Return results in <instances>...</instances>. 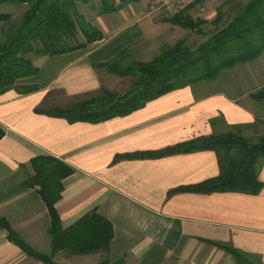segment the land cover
I'll use <instances>...</instances> for the list:
<instances>
[{"label": "crops", "instance_id": "1", "mask_svg": "<svg viewBox=\"0 0 264 264\" xmlns=\"http://www.w3.org/2000/svg\"><path fill=\"white\" fill-rule=\"evenodd\" d=\"M99 3L90 18L84 16L102 38L64 53L32 54L38 71L16 82L34 88L0 93V215L28 245L50 253L47 209L22 181L31 173L34 156L52 155L73 168L62 179L55 203L61 225L73 224L96 207L113 229L107 251L58 250L54 262L95 264L108 258L112 264H241L225 245L264 264V160L255 165L262 182L258 192L204 193L178 188L218 175L213 150L126 156L199 136L241 132L257 117L260 101L205 90L203 85L212 79L162 93L135 110L98 122L68 121L44 112L68 106L101 85L123 91L128 85L124 76L94 64L125 48L133 50L135 59L145 56L157 48L164 31L176 27L157 16L149 0H127L108 10L111 0ZM254 82L260 87L264 79ZM0 264L46 263L26 254L0 228Z\"/></svg>", "mask_w": 264, "mask_h": 264}, {"label": "trees", "instance_id": "2", "mask_svg": "<svg viewBox=\"0 0 264 264\" xmlns=\"http://www.w3.org/2000/svg\"><path fill=\"white\" fill-rule=\"evenodd\" d=\"M78 1L89 0H0L27 4L17 22L12 20L10 13L0 11V93L12 88L18 92L34 88L31 85L19 86L16 82L38 71L28 54L64 53L102 38L101 31L78 11ZM202 2L193 0L164 19L182 28H193L203 20L195 21L189 11ZM114 7L111 2L105 10ZM211 23L219 27L203 42L191 47L185 40L179 39L172 45L162 47L149 61L135 59L132 49H122L113 58L96 63L94 67L118 76L131 77L123 91L101 85L98 90L85 94L68 106L44 112L68 121H102L135 110L162 93L202 79L212 80L222 69L253 59L264 50V0H250L238 6L234 15L225 19L224 12L218 7ZM250 95L264 101V85ZM3 134L0 127V138ZM196 149H210L216 153L219 173L179 190L256 193L261 188L262 182L256 176L255 165L258 160H264V134L252 141L239 130H230L199 136L157 151L135 152L126 156H162ZM30 167L31 173L22 181V185L33 188L47 209L51 251L46 254L32 248L8 219L0 215V228L5 231L6 238L26 254L46 264H59L52 259L53 253L58 250L66 253L107 251L113 237L112 224L96 207L73 224L67 227L61 225L55 203L63 188L62 179L72 173L73 168L52 155L34 156L30 160ZM222 247L239 263L254 264L235 248ZM95 264L112 263L104 258Z\"/></svg>", "mask_w": 264, "mask_h": 264}, {"label": "rangeland", "instance_id": "3", "mask_svg": "<svg viewBox=\"0 0 264 264\" xmlns=\"http://www.w3.org/2000/svg\"><path fill=\"white\" fill-rule=\"evenodd\" d=\"M104 1L109 2L110 0ZM192 1L193 0H180V5L177 7L176 12ZM248 1L250 0H203L201 4H196L194 9H190L189 11L195 21H199L201 19L203 22L197 21L198 23H196L193 28H182L176 25V27H172L171 29L164 31V35L160 38L162 40L158 41L157 48L145 56L137 57L136 59L149 61L158 54L162 47L172 45L179 39L185 40V43L191 47L203 42L214 30H216L217 27H219L211 23L218 7H221L224 12L225 19L234 15L236 8ZM99 2L100 0H89L88 2L78 1V11L90 18V15L94 14L96 9L100 6ZM148 6L157 10V16L166 18L172 15L170 13L168 14L161 6H156L154 0H149ZM26 8V3L0 2V11L10 13L12 15V20L16 22L19 20L21 14ZM172 25L175 26V24ZM78 37L80 40L82 39L81 35ZM28 55L33 56L32 54ZM125 78L128 81L131 79L129 76ZM216 78H214L215 81L213 80L203 85L204 89H219L230 94H235L237 92L238 94L241 93L246 95H250L251 93L258 91L264 84L258 87L254 81L264 79V50L253 59L239 62L231 67L222 69ZM257 104L261 107L257 109V117L254 119L252 124L247 127H243L241 131L246 138L252 141H254L258 136L264 134V102L260 101ZM251 261L256 264L254 260Z\"/></svg>", "mask_w": 264, "mask_h": 264}, {"label": "built area", "instance_id": "4", "mask_svg": "<svg viewBox=\"0 0 264 264\" xmlns=\"http://www.w3.org/2000/svg\"><path fill=\"white\" fill-rule=\"evenodd\" d=\"M124 0H112L115 6L120 5ZM156 6H161L168 14L176 12L177 7L180 5V0H154Z\"/></svg>", "mask_w": 264, "mask_h": 264}]
</instances>
